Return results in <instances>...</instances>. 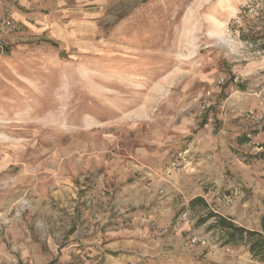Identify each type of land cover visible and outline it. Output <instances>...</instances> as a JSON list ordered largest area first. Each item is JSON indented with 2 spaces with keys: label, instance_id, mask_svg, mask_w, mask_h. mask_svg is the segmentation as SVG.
I'll return each mask as SVG.
<instances>
[{
  "label": "rangeland",
  "instance_id": "374dc122",
  "mask_svg": "<svg viewBox=\"0 0 264 264\" xmlns=\"http://www.w3.org/2000/svg\"><path fill=\"white\" fill-rule=\"evenodd\" d=\"M245 2L0 0V264H156L178 223L215 241L217 197L190 198L231 178L197 168L229 148L264 173V48L229 26ZM173 180L200 191L165 220Z\"/></svg>",
  "mask_w": 264,
  "mask_h": 264
},
{
  "label": "crops",
  "instance_id": "0c3cea01",
  "mask_svg": "<svg viewBox=\"0 0 264 264\" xmlns=\"http://www.w3.org/2000/svg\"><path fill=\"white\" fill-rule=\"evenodd\" d=\"M189 152L193 153L191 151ZM222 159L226 161V166H213L209 170L205 168L197 169L200 170L199 173L201 174H206L207 171V173H216L219 176L226 171L231 179L226 183L222 180H218L214 187L210 189L207 188L202 191V194H197L193 198H190L191 202L196 198H202L209 205L207 199L217 197V206L222 210L223 206L225 208V204L220 197V192L224 187L225 191H229V195L232 196L236 204H240L241 208L238 210L236 208V210L230 212L229 215L227 211L225 213L220 212L217 206H215V209L209 206L210 209L219 216L237 224L239 227L250 231H259L261 229V218L264 215V206L261 200L264 197V173L254 170L253 167L241 166L235 159V155L229 151V148L223 150V157L221 156V160ZM197 162L200 163V159H198ZM189 169L191 170V168ZM197 175L194 174L193 177H197ZM198 187L197 182L192 184L190 182L177 181L176 183L175 180L170 184H164L161 191L165 192V198H162L160 196L161 194L157 197V199L165 201V204L168 206V211L162 214L164 215V219L172 220L175 217L172 209L179 204L180 200L183 202V199L191 194L192 190L199 193L198 191H200V188ZM175 191L181 192L180 194L183 195L182 198H177V203L170 202V197ZM144 203L145 202H142L141 205ZM208 223H212V221H208ZM186 227L187 224L181 226V224L178 223L175 232H173V234H176V237H174L175 241H173L176 247H173V250L174 252L179 251L178 257H171L167 261H159L156 264H216L217 262L219 264H264V255L254 256L251 254L249 251V244L246 240H237L227 243L229 239L228 236H226L228 235L227 230H223L225 232L224 238L221 237V234L217 235L218 237L215 238V240H217L216 246L214 245L215 241L208 246L202 247L199 245L197 247V262L193 263L191 259H195L191 257V247L189 248L190 237L187 236V239H183L184 234H187L188 228ZM226 250H229V252Z\"/></svg>",
  "mask_w": 264,
  "mask_h": 264
},
{
  "label": "trees",
  "instance_id": "16d2710c",
  "mask_svg": "<svg viewBox=\"0 0 264 264\" xmlns=\"http://www.w3.org/2000/svg\"><path fill=\"white\" fill-rule=\"evenodd\" d=\"M229 26L232 31L238 33L240 41L264 48V0H246L244 5L238 7L237 17L230 21ZM47 44L57 46L53 42H47ZM65 57L66 54L62 53L61 60H64ZM239 141L243 144L250 140L247 136H243ZM260 148L262 149L260 157L264 161V141L260 144ZM261 200L264 206V197ZM191 205L193 207L197 205L208 207L202 198H196L191 202ZM211 219H215L216 222L210 228L227 230L230 242L246 240L251 254L254 256L264 255V215L261 218L259 231H250L238 227L230 220L214 212H210L200 223L205 224Z\"/></svg>",
  "mask_w": 264,
  "mask_h": 264
},
{
  "label": "built area",
  "instance_id": "2783aa9c",
  "mask_svg": "<svg viewBox=\"0 0 264 264\" xmlns=\"http://www.w3.org/2000/svg\"><path fill=\"white\" fill-rule=\"evenodd\" d=\"M222 83H224V79H221L219 82V84H222ZM209 96H210V93L207 94V97L204 99V101L201 104L203 111L208 109L211 105L209 100H208ZM223 202H224L225 206L228 207L229 210L233 209V207L235 205V201L233 200L231 195L223 196ZM182 219L183 220H190L189 215L187 213L183 214ZM210 221H212V224L216 222L215 219H211ZM219 234L222 235L221 237H223V238L225 237V232L221 229L219 230ZM210 240H212V239L208 238V236H194L192 238V240H190V242H191L192 246L200 245V246L204 247V246H207L209 244ZM216 241L217 240H215V242H214L215 246H216ZM226 251L229 252V250H226ZM216 264H219V263L217 262Z\"/></svg>",
  "mask_w": 264,
  "mask_h": 264
}]
</instances>
